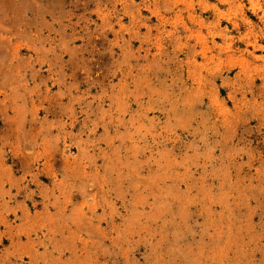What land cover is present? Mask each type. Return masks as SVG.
I'll use <instances>...</instances> for the list:
<instances>
[{"label":"rangeland","instance_id":"1","mask_svg":"<svg viewBox=\"0 0 264 264\" xmlns=\"http://www.w3.org/2000/svg\"><path fill=\"white\" fill-rule=\"evenodd\" d=\"M0 159V264H264V0H0Z\"/></svg>","mask_w":264,"mask_h":264},{"label":"crops","instance_id":"2","mask_svg":"<svg viewBox=\"0 0 264 264\" xmlns=\"http://www.w3.org/2000/svg\"><path fill=\"white\" fill-rule=\"evenodd\" d=\"M0 161H1V159H0ZM0 173L9 175L8 168L6 166L2 165L1 162H0ZM1 182H3L2 179H0V183ZM5 192H6V190L4 189L1 191V194H5ZM6 196H9V195L7 194Z\"/></svg>","mask_w":264,"mask_h":264}]
</instances>
